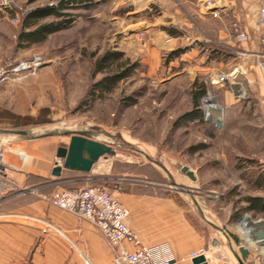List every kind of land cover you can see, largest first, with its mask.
<instances>
[{
	"label": "rangeland",
	"instance_id": "1",
	"mask_svg": "<svg viewBox=\"0 0 264 264\" xmlns=\"http://www.w3.org/2000/svg\"><path fill=\"white\" fill-rule=\"evenodd\" d=\"M62 1L0 5V68L10 69L0 83V128L21 131L16 140L64 137L66 143L68 132L111 144L115 154L96 163L97 179L125 208L129 196H182L193 218L243 239L237 227L245 214L264 219L244 210L246 197L264 198V185L254 184L264 176V102L245 91L236 101L228 85H212L198 70L209 64L222 74L218 64L247 54L232 33L233 45L217 35L219 25L240 24L237 0H77L60 17L38 22H60L63 29L43 42L21 39L24 17ZM113 75L126 76L99 93L98 82ZM207 93L223 108L219 125L203 120ZM196 109L201 118L184 116ZM198 196L206 217L193 202Z\"/></svg>",
	"mask_w": 264,
	"mask_h": 264
},
{
	"label": "crops",
	"instance_id": "2",
	"mask_svg": "<svg viewBox=\"0 0 264 264\" xmlns=\"http://www.w3.org/2000/svg\"><path fill=\"white\" fill-rule=\"evenodd\" d=\"M256 4V0H237L236 3L234 18L249 37L248 42L241 43V50L247 54H239L236 58L218 64L216 69L227 74L233 72V77L248 98L263 103L264 74L259 72L255 59L257 53H264V44L257 43ZM217 29L221 39H230V43L234 44L229 23L219 25ZM213 68L208 64L198 67V70L203 69L211 77ZM230 93L232 99L237 101L239 97ZM223 98L226 101L227 95ZM0 129L3 132L1 139L6 142L1 153L3 164L9 178L21 188L41 189L44 186V192L50 193L61 182L75 186L76 181L83 177H96L102 173L95 164L89 173L62 169L60 176H54L52 169L57 149L61 144L66 147L69 137H66V143L60 140L64 137L16 140L15 137H19L21 131ZM167 196L162 199L148 195L129 196L127 225L141 243L149 247L165 245L173 257L170 264H192L188 255L200 250L205 252L207 264H262V251L258 244L249 245L241 238L243 244L237 246L232 238H226L218 230L213 231V228L193 218L185 197ZM193 198L198 214L203 213V217H206V202L200 196ZM0 216V264H84L85 259L91 264L113 262L110 246L93 224L76 214L49 205L30 192L2 200ZM191 218L195 224L191 223ZM218 224L217 228H223L224 231L226 226L220 222ZM228 228L225 233L230 230ZM243 247L248 254L242 260L239 249Z\"/></svg>",
	"mask_w": 264,
	"mask_h": 264
},
{
	"label": "built area",
	"instance_id": "3",
	"mask_svg": "<svg viewBox=\"0 0 264 264\" xmlns=\"http://www.w3.org/2000/svg\"><path fill=\"white\" fill-rule=\"evenodd\" d=\"M9 0H2L0 5H5ZM256 16H255V30L258 35V45L264 44V0H256ZM14 24L18 23V17L13 21ZM233 36H235L236 42L246 43L249 40L247 33L244 31L241 24L233 25ZM256 64L259 72L264 74V53H257ZM10 69L0 68V83L7 79ZM15 71L16 69H12ZM210 83L213 85L224 86L228 85L230 90L235 96L243 97L244 89L239 82L233 77V72L230 73H217L212 74L209 77ZM242 89V93L240 92ZM206 98L202 100V115L203 120L208 123H220L222 119L223 108L214 103L213 97L209 93ZM219 108V109H218ZM0 129V133H1ZM2 141L0 140V202L14 195H25L30 192L34 194L38 199L47 202L51 206H55L58 209L67 213L76 214L81 219H85L94 225L101 233L104 240L108 243L112 250L113 262L112 264H170L173 260L172 254H170L165 245H156L155 247H149L141 241H139L136 235L130 230L127 225V218L129 212L121 202L114 198L108 191L99 184L97 176H86L80 181H76L75 186L63 187L58 184L54 187L52 192L45 193L44 186L41 189L37 188H21L12 181L3 164L2 153ZM1 217V216H0ZM248 219L245 227L243 222ZM259 220L253 221L250 216L244 215L238 225L239 227L246 228L248 233H253L256 236L255 243L260 246L262 251L261 262L264 264V238L260 236L261 227H256ZM246 223V222H245ZM203 255L205 252L200 250L196 253H190L188 259L191 260L195 257ZM84 264H91L88 259H85Z\"/></svg>",
	"mask_w": 264,
	"mask_h": 264
},
{
	"label": "water",
	"instance_id": "4",
	"mask_svg": "<svg viewBox=\"0 0 264 264\" xmlns=\"http://www.w3.org/2000/svg\"><path fill=\"white\" fill-rule=\"evenodd\" d=\"M220 124L218 121L216 122ZM69 140L66 147H59L56 152V157L59 162L56 161L52 169V175L60 176L61 170H69L77 173H89L92 167L101 159L114 156L115 151L113 146L97 140H93L84 133H66ZM182 173L184 172L191 180H194L193 173L188 167L183 166ZM256 227H261L260 236L264 238V220H259ZM226 234L233 239L234 243L239 246L241 244L240 238H237L231 232ZM241 259L247 257L248 252L246 249H239ZM192 264H207V261L203 255L191 259Z\"/></svg>",
	"mask_w": 264,
	"mask_h": 264
},
{
	"label": "trees",
	"instance_id": "5",
	"mask_svg": "<svg viewBox=\"0 0 264 264\" xmlns=\"http://www.w3.org/2000/svg\"><path fill=\"white\" fill-rule=\"evenodd\" d=\"M77 0H63L59 3L57 7L48 6L47 8H41V9H35L33 12H30L26 17L23 18L22 21V28L23 31L20 34L21 39H24V41H27L29 44L35 43V42H43L46 37L53 32L59 31L63 29V26H60V22L53 23L50 22L48 24H39L38 22L40 19L48 18V16H54L56 18L61 16V11L64 7L67 6L69 3H76ZM34 31H27L24 32L25 29L34 28ZM126 75L122 76H110L108 78H104L97 84V90L99 93H108V91H111L115 85L118 83V81L122 80ZM203 93V90L199 91ZM201 111L196 109L194 112L189 113V115H184L189 117V120H196L197 118H201L199 115ZM186 117V118H187ZM256 183V187L263 188L264 185V176L259 174L256 176L254 184ZM245 202L247 204L246 207H244V210L253 212V213H259L264 214V198L263 197H246Z\"/></svg>",
	"mask_w": 264,
	"mask_h": 264
},
{
	"label": "bare ground",
	"instance_id": "6",
	"mask_svg": "<svg viewBox=\"0 0 264 264\" xmlns=\"http://www.w3.org/2000/svg\"><path fill=\"white\" fill-rule=\"evenodd\" d=\"M247 222H248V219H245L244 222H243V226L244 227H245V224H247ZM243 226L240 227V228L242 229L241 230L242 231L241 232V236L243 237V239L245 240V242L248 243L249 245L255 243L254 239L255 240L257 239L256 236H254L253 233H248L247 230H246V228H243Z\"/></svg>",
	"mask_w": 264,
	"mask_h": 264
}]
</instances>
